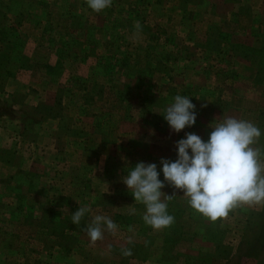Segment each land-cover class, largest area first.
<instances>
[{
    "label": "rangeland",
    "instance_id": "obj_1",
    "mask_svg": "<svg viewBox=\"0 0 264 264\" xmlns=\"http://www.w3.org/2000/svg\"><path fill=\"white\" fill-rule=\"evenodd\" d=\"M212 1L113 0L96 13L86 0H0V117L25 120L14 143L0 132V264H264V203L211 221L166 184L174 222L156 230L121 182L137 162L175 160L186 132L207 140L216 119L264 133V36L245 45L216 26L214 41ZM233 54L251 70L232 73ZM178 94L197 121L174 139L162 114ZM253 147L264 163V134ZM79 207L90 211L74 225ZM97 215L117 227L92 241Z\"/></svg>",
    "mask_w": 264,
    "mask_h": 264
},
{
    "label": "clouds",
    "instance_id": "obj_2",
    "mask_svg": "<svg viewBox=\"0 0 264 264\" xmlns=\"http://www.w3.org/2000/svg\"><path fill=\"white\" fill-rule=\"evenodd\" d=\"M89 9L100 13L112 6L113 0H86ZM134 27L141 31L137 22ZM170 130L180 133L197 121L196 106L190 96L175 95L162 114ZM207 140L194 132H186L175 142L176 159L161 158L157 163L140 161L128 168L121 182L131 190L135 202L145 208L144 223L159 230L169 227L174 217L168 212L166 184L180 190L188 205L211 221L226 216L240 204L264 203V163L261 150L253 147L261 137V129L251 121L225 116L215 120ZM161 174L163 180L160 179ZM90 211L79 207L72 213L78 225ZM114 221L102 215L92 218L86 227L92 241L103 238L105 230H115ZM131 252L126 251L125 255Z\"/></svg>",
    "mask_w": 264,
    "mask_h": 264
},
{
    "label": "crops",
    "instance_id": "obj_3",
    "mask_svg": "<svg viewBox=\"0 0 264 264\" xmlns=\"http://www.w3.org/2000/svg\"><path fill=\"white\" fill-rule=\"evenodd\" d=\"M240 0H238V2H236L235 0H213L210 5V9H212V17L211 18H207L206 16L204 17L205 22V26H210L213 27V34H212V39L215 41V39L219 40L218 38H221V36L224 34L222 32L216 33L215 27L216 26H225L227 30L228 27V35H230V41L233 42H246L245 45H251L255 39H256V35H254V30H259L260 34H263L264 36V0H251V2H249L247 5H244L242 2H239ZM210 34V35H211ZM245 34L246 37H242ZM203 37L205 36H209L206 35V33H203L202 35ZM210 37V36H209ZM248 37V38H247ZM208 38V37H207ZM40 49V48H38ZM219 55L223 56L224 54H229V53H222V51H219ZM218 54V53H217ZM233 57H235V59L237 60V67H231L230 71L232 73H237L240 72V70L242 69H250V63L248 60L244 61V57L242 56H237L233 54ZM248 58V57H247ZM250 59V58H249ZM225 70H228L226 68V66H224ZM230 72V73H231ZM8 86H11V88H13V86H20L22 84V86H25V83H22L21 81H18L14 79H10L8 78L6 80ZM56 85H54L55 87ZM6 87V86H5ZM8 88V87H6ZM50 87H46L44 90L45 92L48 91ZM8 90V89H7ZM13 90V89H12ZM7 91V96L12 94V95H16L17 92L14 91ZM50 92V90L48 91V93ZM7 100V99H6ZM44 104H48V102L46 101V99H42ZM50 102V101H49ZM57 120V119H56ZM25 120H21L19 121L18 119H12V117H7V116H1L0 117V132L2 133V135L4 137H7L8 140H6V142H9V138H11V141H13L12 139L14 138V134L11 130L12 128V124L13 123H20L18 126L21 125V127H23V122ZM170 134L173 135L174 139H177L178 135H175L177 133L172 132L171 130H169ZM175 141V140H174ZM12 143V142H11ZM14 143V141H13ZM12 143V144H13ZM158 147V146H157ZM167 154H171V152L167 151ZM166 199V198H165ZM167 200V199H166ZM168 203V201H166ZM168 207H173L168 205ZM174 208V207H173ZM179 208V207H177ZM199 247L202 246V243L200 245H198ZM199 247H197V249L199 250ZM202 248V247H200Z\"/></svg>",
    "mask_w": 264,
    "mask_h": 264
}]
</instances>
